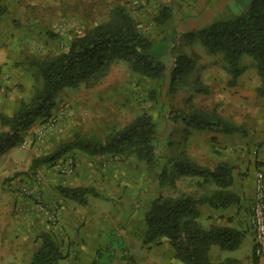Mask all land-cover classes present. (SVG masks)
I'll return each mask as SVG.
<instances>
[{
  "label": "rangeland",
  "instance_id": "rangeland-1",
  "mask_svg": "<svg viewBox=\"0 0 264 264\" xmlns=\"http://www.w3.org/2000/svg\"><path fill=\"white\" fill-rule=\"evenodd\" d=\"M0 1L11 11L10 19H13L12 22H0V44L3 45V56L10 59L15 65V69H9V72L18 75L21 79L15 86L19 97L16 98V101H18L17 99L28 101L32 97L35 87L42 84L39 70L32 62L34 57H44L66 50L75 37L108 20L111 10L120 5L128 9L137 28L142 33L156 43L163 44L165 47L164 61L168 68L164 78L158 80L135 72L126 61H117L112 64L107 75L97 84L89 86L83 84L75 88H65L58 95L57 106L53 115L47 120L38 122L32 140L28 143L24 142L23 150L17 152V162L14 165L16 170L13 173H0V218H2L0 223L3 228V230L0 229V264H31L32 255L41 246L42 240L38 231L42 229L41 227H37L36 230L30 229L22 234L12 231L13 227L20 224L21 219L25 220L35 212L30 205L18 210H15L13 206L8 207L9 204H13V199L10 202L5 198V193L11 190L4 186L11 182L23 184L27 178L30 179L29 175L32 176L31 180L39 181L35 179L38 172L32 171L28 175L21 168L30 167L35 158L53 151L54 141L45 143V136L50 129L60 124L62 126L69 124L70 126L65 131L67 134L62 138L63 140L66 138L71 140L76 133L102 138L110 132L123 128L143 112L152 115L160 138L156 148L160 157L157 164L148 166L135 155L122 157L108 153L117 156V159L114 160L116 165L123 162L127 166L126 175L121 177L122 173L119 174L120 176L113 182L114 187L111 186L110 189L112 190L111 195L115 199L113 203L119 204V207L116 208L118 217L122 216L126 210L124 208L127 206L125 203H132L130 211L134 217L131 222L133 227L131 231L133 230L132 234L134 233L139 237L140 241L127 240L125 243L123 242L125 246L121 252L126 258L133 256L137 264H156L157 248L162 241L145 243V216L158 193L170 195L173 192V188L169 184L162 185L159 181L162 180L161 172L164 166L165 171L171 175L172 169L169 166L168 158L180 153L183 138L186 136L185 130H183V122H175L171 113L174 110H186V101L189 97L192 96V104L195 107L205 112L215 113L237 125H242L245 133L241 136L248 142L246 144L248 145V154L252 157L249 160L255 162V178L258 171L264 172L262 165L264 164V96L257 93V87L261 84V77L253 58L249 56L243 58L245 70L240 75L238 84L229 86L230 75L226 70L223 55L210 53L198 40L190 43L184 38V34L188 31L242 12L247 7L249 0ZM166 6L171 8L172 15L165 23L159 24L156 18ZM181 53H186L196 60L197 70L190 76L189 82L184 87L176 93H170L169 69H171L175 57ZM3 71V67L0 66V75H7L11 79V76ZM196 77H199L208 86V93L194 92L193 83ZM25 78L30 79V85L22 82V79ZM9 79L0 84V88L2 86L5 92L13 90L12 85H8ZM10 113L12 112L10 111ZM181 126L182 128H180ZM189 136L191 138L189 142L193 143L195 147H198L197 141L199 139L209 138V134L205 131H196L195 133L190 131L187 138ZM43 141L44 143H42ZM249 143H251L250 146ZM31 149H37L38 155L29 151ZM79 151L84 152L75 149L69 152L71 155L68 153L64 155L74 158L75 168L76 159L73 152ZM254 155L255 158H253ZM29 156H33L30 163ZM60 159L47 167L49 169L53 167V171L63 174L55 166ZM245 174L248 179L251 176L250 170L245 171ZM184 183L194 190L202 189L195 179H186ZM24 184L23 186H29L27 183ZM245 185H247L246 188ZM243 187L247 190L249 188L248 183L244 184ZM207 188L210 187L207 186ZM28 189L31 194L22 196L24 201H34L38 213L43 214L52 226L56 225L60 214L58 203L49 205L40 198L41 196L33 192L31 186ZM254 194L255 185L253 195H249V201L251 197V201H253ZM40 202L45 204L48 210L55 212L54 221L48 219L47 215L39 208ZM13 217L15 219H12ZM128 217L130 216H126V218ZM121 220L117 222L118 229L123 226L120 223ZM127 225L130 226L128 220L125 221V229H128L129 226ZM249 226L250 223L248 222L247 230H249ZM55 234L53 233V235ZM53 238L61 244L66 255L65 264H91L95 259L99 264H108L104 253L112 252L110 249L113 243L105 238L95 242L98 249L94 255L88 251L89 240L80 239L86 243L83 245L87 249L83 252L80 250L81 254L72 257H69V252L74 248L77 250V246L72 245L70 240L61 241L55 236ZM115 244L118 245L119 241Z\"/></svg>",
  "mask_w": 264,
  "mask_h": 264
},
{
  "label": "trees",
  "instance_id": "trees-1",
  "mask_svg": "<svg viewBox=\"0 0 264 264\" xmlns=\"http://www.w3.org/2000/svg\"><path fill=\"white\" fill-rule=\"evenodd\" d=\"M6 11L7 7L0 1V17ZM171 15V8L166 6L156 20L163 24ZM184 38L190 43L198 40L210 53L223 55L230 75L229 86L238 84V79L245 70L243 58H253L261 77L257 93L264 96V0H249L242 12L188 31ZM164 52L163 44L156 43L142 33L128 9L120 5L111 10L108 20L75 37L66 50L44 57H34L32 62L39 70L42 84L35 87L28 101L21 100L13 114L0 112L1 124L9 127L8 130H0V156L19 146L24 140L23 133L35 123L47 120L53 115L58 95L65 88L97 84L117 61H126L135 72L162 80L168 69ZM195 70V59L186 53L177 55L169 69V92L176 93L184 87ZM193 88L195 93L209 91L199 77L195 78ZM186 103L188 111L179 109L171 113L175 122L182 121L185 125L186 137L191 129L224 134L244 131L242 125L195 107L192 96ZM159 141L157 125L152 115L143 112L123 128L102 138L76 133L71 140L61 143L51 153L35 158L32 167L53 165L75 149L90 155H135L148 166H153L159 160L156 151ZM168 162L172 169L171 174L202 177V185L213 182L215 189L201 196L180 191L175 186L174 174L162 172L161 184H169L173 192L170 195H160L151 202L145 216V243H155L162 238L169 239L176 251V257L185 264H242L240 259L234 257L215 262L210 257V248L215 244L222 250L238 249L244 238L243 230L234 226L204 227L198 221L200 203L207 202L220 208L240 202V195L229 189L234 178L232 166L220 162L211 169L197 164L183 151L178 156L169 157ZM61 193L83 204L87 203L88 194L98 195L90 187H62ZM41 240V246L32 255L31 264H61L66 257L61 244L48 233H43ZM91 264L99 263L95 259ZM125 264L136 262L128 258Z\"/></svg>",
  "mask_w": 264,
  "mask_h": 264
},
{
  "label": "crops",
  "instance_id": "crops-1",
  "mask_svg": "<svg viewBox=\"0 0 264 264\" xmlns=\"http://www.w3.org/2000/svg\"><path fill=\"white\" fill-rule=\"evenodd\" d=\"M11 15L12 14L10 10L6 11V13L0 17V22H12L13 19H10ZM2 46L3 45L0 44V66H2L3 70L11 76V79H9L7 75L5 76L2 74L0 75V84L2 83V81H7L9 79L8 85H12L13 90H7V92H5L1 86L0 112L13 114L18 109L21 102V99H17L18 101H16V98L19 97L17 95L15 87L16 84L21 81V79L18 77V75H14V73L11 74V71V73L9 72V69H15V65L10 59L3 56ZM22 82H26L29 84L30 79H22ZM26 89L29 90V88ZM10 111L12 113H10ZM37 124L38 122L23 133L24 140L19 146L11 148L9 151L0 156L1 174L11 172L13 173L16 170L14 167L15 163L17 162L16 154L17 152L23 150L22 148H24V142L28 143V141L32 140L34 136L33 134L35 126H37ZM183 126V130H185V125L183 124ZM69 127V124L63 126L60 124L53 129H50L45 136V143H51L52 141H54V151L61 143L69 141V138H66L64 140L62 139L67 134V132L65 131L69 129ZM180 128H182V126ZM8 129L9 127L3 126L0 121V130ZM190 131H192V133H195L196 131H205L207 132V134H209V138L206 137L204 140L199 139L197 141L198 147H195L193 143L189 142V139H191L190 136L189 138L184 136L185 138H183L182 149L180 150V152H185L197 164L211 169H214L220 162L229 163L233 168L232 172L234 177L233 183L229 187V189L234 193L240 195L241 198L239 203H236L229 207L216 208L207 202H203L198 205L200 211L198 221L204 227H210L211 225L234 226L243 230L245 233L240 247L236 250H222L218 245H212L210 248L211 259L217 262L227 257H234L240 259L242 261V264H258V259L254 254L255 240L251 224V207L253 202L251 201L252 197L250 200L251 204L249 201V195H253L254 193L255 162L254 160L250 162L249 159H251L252 157L248 154V145H246L248 144V142H246L245 138L241 136V134L245 133V130L243 132H237L233 134L215 133L213 131L199 129H191ZM239 135L241 137H237ZM42 143H44V141ZM250 145L251 143H249V146ZM29 151H32L36 155H38L37 149H31ZM73 153L75 154L74 157L76 159V169L73 174H58L52 170L53 167L49 169L47 167L49 165L47 164L40 165L35 168L32 167V165L30 167L28 166L27 168H21L22 170H25L28 175L29 172L32 171L38 172L40 176L39 181H35L34 179V181L31 180L32 176L29 175L30 179L27 178L22 185H25L24 183L29 184V186L32 187L33 192H35L38 196H41L40 198H42V200L47 202L49 205L58 203V205L60 206V214L57 224L52 226L50 222L45 219L43 214L38 213L37 205L34 203V201H24L25 199L20 196L19 193L14 191L13 193H11L10 191L8 193H5L4 195L5 198L10 202H12L13 199V204H9L8 207L13 206L15 210H18L21 207L30 205L35 212V214H32L25 220L21 219L20 224H17L15 227H13L12 231H16L17 234H22L23 232L26 233L30 229L36 230L37 227H41L42 229L38 230L40 238L43 233H48L52 237L55 236L56 239L61 241L70 240L72 245L77 246V250L75 248V250H71L69 252V257L77 254L79 255L81 254L80 250H82L83 252L87 249L85 245H83L86 243L82 242L80 239L85 238L89 240V245L87 246L88 251L92 252V255H94L96 250L98 249V247L95 245V242L99 239L105 238L106 240H109L113 243L110 249L112 250V252L104 253V256L106 255L105 257L107 258L108 264H125L128 261V258H132L133 260H135L133 256L128 258L124 257L121 252L122 248H124L125 246L123 245V242L125 243V241L127 240L140 241L139 237H137L134 233L132 234L133 230L131 231V229H133V227L131 226V222L132 218L134 217V214H132V212L130 211L132 209V203H125L127 206L124 208L127 211L125 210L122 213V216L118 217L116 208L119 207V204L115 205L113 203L115 199H113L111 195L112 190L110 189L111 186L114 187L113 182L120 176L119 174L122 173L121 177H124L126 175L125 169L127 168V166H125L123 162L120 163V165H116L114 160L117 159V156H113L108 153L100 155H90L84 152L81 153L80 151ZM32 157L29 156V163ZM65 157L67 156H64V158ZM253 158H255V155ZM262 165L264 166V164ZM248 169L250 170L251 176L247 179L245 171H248ZM162 172H165V166L163 167ZM173 174L175 186L180 191L194 194L196 196H201L203 194L207 195V193H210L213 189H215V184L213 182L205 183V185H202V177L191 175L178 176L175 175V173ZM161 177L163 179L162 174ZM186 179H195L198 186L202 189L198 191L186 186L184 183ZM161 181L162 180L159 181L160 184ZM247 183L249 185V188L246 190L244 189L243 185ZM207 186L210 188H207ZM4 187L6 188V186ZM62 187H94L98 195H94L91 193L88 194L87 203L83 204L75 199L63 195L61 193ZM246 187L247 185H245V188ZM160 195L164 194L158 193L155 198ZM18 202L19 204H17ZM128 215L130 217L126 218V216ZM12 219L15 218L13 217ZM120 219H122L120 223L123 226L118 229L117 222ZM0 220H2V218H0ZM127 220L130 222V226L127 225L129 227L128 229H125L124 225L125 221ZM15 222H17V220H15ZM248 222L250 223L249 230H247L246 227V225H248ZM0 226V229L3 230L1 223ZM53 233L56 234L53 235ZM117 241H119L118 245L115 244ZM160 241L162 242L161 244H159V248H157V258L155 260L156 264H185L176 257V251L170 244L169 239L162 238V240ZM65 260L66 259H63L61 261V264H65Z\"/></svg>",
  "mask_w": 264,
  "mask_h": 264
},
{
  "label": "built area",
  "instance_id": "built-area-1",
  "mask_svg": "<svg viewBox=\"0 0 264 264\" xmlns=\"http://www.w3.org/2000/svg\"><path fill=\"white\" fill-rule=\"evenodd\" d=\"M56 168L63 174H71L75 171V161L71 156L60 159L56 163ZM35 179L39 180L37 173ZM6 188L19 193L21 196H29L31 194L28 187L17 183H7ZM39 208L47 215L48 219L55 220V212L48 210L47 206L39 203ZM252 219L251 224L254 232L255 240V256L259 264H264V172L258 171L255 178V194L252 202Z\"/></svg>",
  "mask_w": 264,
  "mask_h": 264
}]
</instances>
